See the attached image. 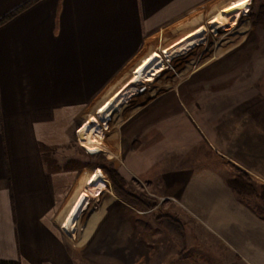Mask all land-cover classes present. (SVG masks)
Returning <instances> with one entry per match:
<instances>
[{"label":"crops","instance_id":"1","mask_svg":"<svg viewBox=\"0 0 264 264\" xmlns=\"http://www.w3.org/2000/svg\"><path fill=\"white\" fill-rule=\"evenodd\" d=\"M247 2L0 0V259L75 263L67 235L100 175L83 174L79 167H52L46 153L78 140L92 120L148 80L143 59L165 44L173 30L212 19L200 26L209 35L246 14ZM196 33L159 51L180 47ZM236 33L220 40L214 58L204 59L201 68L222 65L246 49ZM198 41L179 51L188 53ZM168 57L161 58L160 71ZM170 80L150 84L144 91L153 93L146 96L141 97V90L132 93L138 105L121 128L122 141L142 126L143 117L171 112L182 102L177 86L189 79ZM240 116L238 130L248 138L235 143L230 160L264 183V97ZM233 175L221 167L191 174L182 191L186 209L201 217L202 239L208 241L209 251L217 247L215 264H264V216L228 183Z\"/></svg>","mask_w":264,"mask_h":264},{"label":"rangeland","instance_id":"2","mask_svg":"<svg viewBox=\"0 0 264 264\" xmlns=\"http://www.w3.org/2000/svg\"><path fill=\"white\" fill-rule=\"evenodd\" d=\"M262 4L264 0H250L249 7L243 5L246 14L241 15L238 22L226 26L217 37L205 35L200 27L212 19L173 30L165 44L143 59L144 76L152 77H148L151 81L144 78L139 85L141 88L138 86L130 92L129 103L123 105L116 117L107 120L120 103L92 120L78 140L65 147L51 148L46 153L53 162L52 167H79L86 175L103 172L110 180L109 184L100 177L85 209L72 222L70 237L66 234L74 264H207L204 258L215 264L217 247H213L212 253L205 244L208 241L203 243L201 217L186 209L182 192L191 174L210 167H221L225 174L233 173V177L243 173L258 194L241 193L264 216L261 198L264 183L250 178L230 160L237 150L235 143L248 138L238 130L241 112L264 97V28L254 24V16ZM196 30V36L180 47L166 53L159 51ZM233 33L242 37L241 45L247 48L223 61L222 65L210 64L201 68L204 59L211 61L214 58L212 52L220 40L228 39ZM197 39L200 41L195 43L194 49L188 53L179 51ZM163 53L165 55L160 57ZM166 56H169L166 68L160 71L161 58ZM182 78L189 79L177 86L183 96L182 102L179 101L171 112L167 109L146 119L143 117L146 121L142 126L122 141L121 128L138 105L131 97L132 93L141 90L142 97L153 93L144 91L152 83ZM133 79L134 76L129 83ZM235 112L238 113L236 118ZM107 166H113L123 176L125 184L122 187L127 193L151 198L157 205L145 208L128 200L116 189L105 169ZM113 195H116L117 205L98 221L97 233L89 239L86 236L88 227Z\"/></svg>","mask_w":264,"mask_h":264},{"label":"trees","instance_id":"3","mask_svg":"<svg viewBox=\"0 0 264 264\" xmlns=\"http://www.w3.org/2000/svg\"><path fill=\"white\" fill-rule=\"evenodd\" d=\"M255 20H254V24L256 26H260L262 28H264V4H262L259 8L258 13L254 16ZM44 150V149H43ZM53 162H51V165ZM105 169L107 170L108 174L110 175L111 179L113 180L116 189L119 192H122L128 200L132 201L133 203L139 204L145 208H152L154 206L157 205V202L152 200L151 198L148 197H137V196H133L130 195L129 193H127L122 185L125 184V180L123 178V176L113 167V166H107L105 167ZM101 179H104L107 183L110 184V180L108 179V177L103 173V172H99ZM228 183L237 191L240 192H248L250 194H258V190L252 185V183H250L245 177L244 174H238L232 178H230L228 180ZM109 186V185H108ZM110 191L111 188L109 186ZM261 198L264 200V196L261 195ZM1 264H21L19 261H14V260H4L1 259L0 260Z\"/></svg>","mask_w":264,"mask_h":264},{"label":"bare ground","instance_id":"4","mask_svg":"<svg viewBox=\"0 0 264 264\" xmlns=\"http://www.w3.org/2000/svg\"><path fill=\"white\" fill-rule=\"evenodd\" d=\"M250 6V2H248L247 4H246V7H249ZM245 19V18H244ZM246 20V19H245ZM237 22H238V20H237ZM234 23V22H233ZM232 24V23H231ZM231 24H227V25H225V26H223V27H221V28H217V29H214L208 36H212V37H217V36H220L221 35V31H223V29L224 28H226V26H229V25H231ZM243 24V23H242ZM228 31V30H227ZM230 32V31H229ZM217 39V38H216ZM220 39V38H219ZM211 41V40H210ZM214 41V40H213ZM218 43V42H217ZM214 45V44H213ZM195 47V46H194ZM194 47H192V48H190V49H188V50H192V49H194ZM216 47V46H215ZM206 53V52H205ZM155 76V75H154ZM150 78H152V77H150ZM148 79L147 81H151V79ZM146 96V95H145ZM126 102H128V98L127 99H125L124 101H122L121 103H120V105L118 106V108H116V110H114L111 114H110V116H109V118L107 119V120H109V119H111V118H113V117H116L120 112H121V110H122V108H123V105L126 103ZM129 103V102H128ZM127 108V107H126ZM122 116V115H121ZM130 116V115H129ZM128 117V116H127ZM128 119V118H127ZM116 122H118V120L116 121ZM115 122V123H116ZM110 126H111V124H110ZM93 129V128H92ZM111 129V128H110ZM102 132V131H101ZM103 133V132H102ZM119 203V202H118ZM117 205V200H116V195H113V196H111L108 200H107V202L105 203V205L102 207V209H100L99 210V212L97 213V215H96V218H95V220H93L92 221V224H91V226L90 227H88V230H87V232H86V236L89 238V239H91V238H93L95 235H96V233H97V229H98V227H97V223H98V221L100 220V219H102V218H104L105 216H106V214L108 213V211L110 210V209H112L113 207H115ZM86 238V237H85Z\"/></svg>","mask_w":264,"mask_h":264}]
</instances>
